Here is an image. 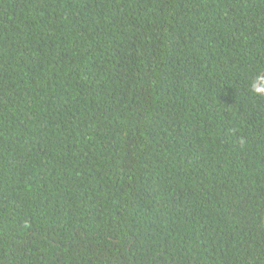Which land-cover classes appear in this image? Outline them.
<instances>
[{
    "label": "trees",
    "instance_id": "obj_1",
    "mask_svg": "<svg viewBox=\"0 0 264 264\" xmlns=\"http://www.w3.org/2000/svg\"><path fill=\"white\" fill-rule=\"evenodd\" d=\"M0 264H264V0H0Z\"/></svg>",
    "mask_w": 264,
    "mask_h": 264
}]
</instances>
